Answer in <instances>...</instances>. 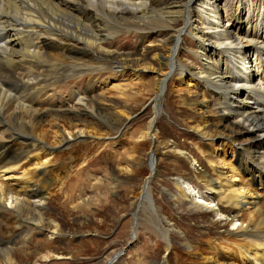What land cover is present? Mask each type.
<instances>
[{"label": "bare ground", "instance_id": "bare-ground-1", "mask_svg": "<svg viewBox=\"0 0 264 264\" xmlns=\"http://www.w3.org/2000/svg\"><path fill=\"white\" fill-rule=\"evenodd\" d=\"M220 1L0 0V158L8 157L4 164L0 161V171L6 169L7 164L13 163L15 158L20 161L21 156L28 152L27 148L43 151L42 134L37 133V125L42 123L43 118L67 113L78 116L79 120L85 115L91 118L97 116V95H93L91 89L85 88L82 93L69 90L66 100L68 104L64 102L67 106L59 104L55 90L66 79L79 78L85 72L110 68L117 73L127 74V62L138 65L141 59H133L131 53H113L104 47V44L119 35L159 33V49L154 59L160 65L161 74L155 78L156 94L149 100L153 115L148 123V136L150 127L166 107L168 100H163V95L166 93L167 82L175 74L182 77L191 71L190 66L180 59L184 38L195 40L196 50L193 55L200 69L198 75L190 73V78L196 82L195 86L201 85L206 89V98L212 103L206 108L212 109L218 117L215 128H218V132L230 135L231 142L241 148L236 151L239 157L237 166L231 162L224 163L220 158L219 162L227 170L226 173H215V178H211L210 172L204 171L196 177L202 180L201 191L215 192L221 206L220 214L231 217L230 223L240 221L242 225H247L236 233L238 238L235 234L224 237L221 251L229 255L241 252L244 262L264 264V207L258 203L259 199H253L257 194L251 187L256 181L264 187L263 0H258V4L257 0L231 2L238 15L237 26L243 22L246 31L252 27V33L247 32L251 34L248 36L245 31L242 35L234 36L227 24L223 25ZM250 50L254 51L257 63L256 75L251 72V64L248 62ZM139 65L144 70L152 69L148 64ZM223 66L225 68L221 69ZM128 75L133 78L136 76L135 72ZM46 101L48 104L45 106ZM184 101L182 99L181 104ZM174 103L171 99L168 105L171 107ZM197 112L202 113L199 109ZM80 114L83 116L80 117ZM207 119L198 122L197 127H210L212 122ZM77 123L67 128L63 126L62 130L78 129L80 134L84 133V120ZM90 132L92 130L87 129L86 134ZM60 143L67 144L68 139L61 136ZM220 152L225 158L228 157L229 152L225 148L220 149ZM149 158V174L137 202L138 212L136 218H133L131 237L135 239L137 216L144 209L143 205H146L150 216L163 227L160 231L163 243L171 247V233L163 225L166 221L158 216L151 205L147 191V185L155 176L156 169V162L153 163V159ZM29 162L34 172L36 167H45L46 160L35 154ZM208 164L213 171L211 162ZM33 172L26 180L16 183L14 188L2 187L0 182L1 228L8 223V220L2 221L5 200L23 194L22 201L14 199L17 202L16 217L12 223L15 231L5 234L0 229V264H15L18 243L23 245L29 241L35 230L47 232L49 240L61 230L55 220L43 218V208L30 204L31 199L40 197L44 200L42 195H47L43 193L42 187L37 188V182H33ZM152 173L154 176L150 179ZM242 173L248 177L246 182L241 177ZM235 178H238V182L233 181ZM32 186L34 188L31 193L27 192ZM176 188L179 190L178 195L170 196V199H182L192 211H202L199 205V196L202 194L194 193V185L178 182ZM50 256L45 254L43 258L49 259ZM204 264L221 263L213 257H207Z\"/></svg>", "mask_w": 264, "mask_h": 264}, {"label": "rangeland", "instance_id": "rangeland-1", "mask_svg": "<svg viewBox=\"0 0 264 264\" xmlns=\"http://www.w3.org/2000/svg\"><path fill=\"white\" fill-rule=\"evenodd\" d=\"M231 2L233 0L219 2L223 25L227 24L234 36L242 35L244 31L247 36L251 35L248 34L252 33L251 26L248 31L243 22L237 26L238 15ZM262 2L264 19V0ZM158 34L119 35L104 44L110 52L131 53L133 59L141 60L138 65L127 62V74L105 68L85 72L79 78H68L56 88L60 105L66 102L69 90L82 93L88 88L97 95V116L91 118L80 114L85 122L84 133L80 134L78 129L62 130L63 126L67 128L82 120L72 113L43 118L37 125V133L42 134L43 151L27 148L28 152L20 161L15 158L0 171L2 187L14 188L33 172L30 158L38 154L46 160L45 167H36L33 172V182H37L36 187H42L47 195H42L44 200L40 197L31 199L30 204L43 208V218L55 220L61 228L59 234L50 240L47 232L31 231L29 241L23 245L18 243L15 264H105L122 248L123 255L113 264H204L207 257H213L221 264H248L242 259L241 252L229 255L220 247L224 246V237L236 236L239 229H245L247 225L240 221L230 223L231 217L220 214L221 206L214 190L213 193L201 191L202 180L196 177L204 171L210 172L211 178H215V173H226L220 158L224 163L237 166L239 157L236 151L241 148L231 142L230 135L215 128L218 117L212 109L206 108L212 105L206 98V89L195 86L196 82L191 80L190 73L198 75L200 69L193 55L195 40L184 38L180 59L190 66L191 71L182 77L175 74L167 82L163 95V100H168L166 107L146 136L153 115L149 100L156 94L155 78L161 74L160 65L154 59L159 49ZM248 62L251 72L256 75L257 63L252 50L248 51ZM139 64L151 65L152 69L144 70ZM134 72V78L128 75ZM171 99L176 103L170 107L168 102ZM182 99L185 101L181 104ZM44 103L45 106L48 104L47 101ZM66 103L63 105L67 106ZM204 118L212 122L211 126L198 128V122ZM86 128L92 133L86 134ZM61 136L68 139L67 144L60 143ZM222 148L229 152L228 157L220 152ZM151 152L156 169L147 191L151 205L166 221L163 225L171 233V247L167 252L168 247L160 237L163 227L150 216L146 205L137 216L135 239L129 244L133 218L138 212L137 202L149 174ZM7 160L8 157L0 158L3 164ZM208 162H211L213 171ZM241 177L244 182L248 180L245 173ZM233 181L238 182V178ZM178 182L192 184L196 187L194 193L202 194L199 196L202 211H192L182 199H170V196L178 195ZM251 187L257 194L253 199H259L258 203L264 207V187L257 181ZM32 188L27 192L31 193ZM13 198L22 201L23 194ZM14 199H6L4 203L2 221L8 220V223L3 228L1 225L0 229L5 234L15 231L12 228L17 205ZM45 254L51 255L49 259L43 258Z\"/></svg>", "mask_w": 264, "mask_h": 264}, {"label": "water", "instance_id": "water-1", "mask_svg": "<svg viewBox=\"0 0 264 264\" xmlns=\"http://www.w3.org/2000/svg\"><path fill=\"white\" fill-rule=\"evenodd\" d=\"M150 157L153 159L152 162L154 163L155 160H154V156H153L152 152L150 153ZM153 176H154V173H152L149 178L151 179ZM132 241H133V238L131 237L129 240V244L132 243ZM169 248L170 247H168L166 252L169 251ZM123 251H124V248H122L119 251H117L116 253H114V255L111 258H109L105 264H113L121 255H123Z\"/></svg>", "mask_w": 264, "mask_h": 264}]
</instances>
